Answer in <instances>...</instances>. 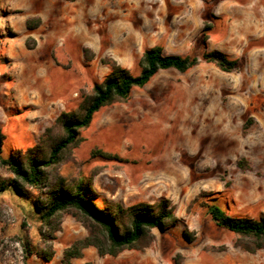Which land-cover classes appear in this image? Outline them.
I'll return each instance as SVG.
<instances>
[{
  "label": "clouds",
  "instance_id": "obj_1",
  "mask_svg": "<svg viewBox=\"0 0 264 264\" xmlns=\"http://www.w3.org/2000/svg\"><path fill=\"white\" fill-rule=\"evenodd\" d=\"M0 264H264V0H0Z\"/></svg>",
  "mask_w": 264,
  "mask_h": 264
},
{
  "label": "rangeland",
  "instance_id": "obj_2",
  "mask_svg": "<svg viewBox=\"0 0 264 264\" xmlns=\"http://www.w3.org/2000/svg\"><path fill=\"white\" fill-rule=\"evenodd\" d=\"M213 39H215V37H213ZM201 68H202V70H204V66H201ZM86 81H82V83H85ZM5 131H7V129H5ZM3 199L4 200H7L8 199V197H7V194H5V196L3 197ZM68 223H69V226L70 227H79V225H76V224H74V222L73 221H71V220H69L68 221ZM158 255V254H157Z\"/></svg>",
  "mask_w": 264,
  "mask_h": 264
},
{
  "label": "trees",
  "instance_id": "obj_3",
  "mask_svg": "<svg viewBox=\"0 0 264 264\" xmlns=\"http://www.w3.org/2000/svg\"><path fill=\"white\" fill-rule=\"evenodd\" d=\"M147 218H148L147 216L143 217V219H147Z\"/></svg>",
  "mask_w": 264,
  "mask_h": 264
}]
</instances>
